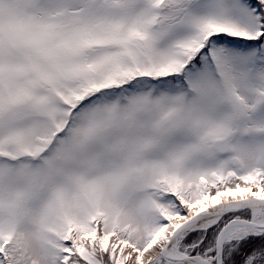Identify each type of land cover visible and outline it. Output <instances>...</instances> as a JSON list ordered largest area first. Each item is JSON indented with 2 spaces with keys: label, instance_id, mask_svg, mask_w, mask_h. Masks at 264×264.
I'll list each match as a JSON object with an SVG mask.
<instances>
[{
  "label": "snow or ice",
  "instance_id": "1",
  "mask_svg": "<svg viewBox=\"0 0 264 264\" xmlns=\"http://www.w3.org/2000/svg\"><path fill=\"white\" fill-rule=\"evenodd\" d=\"M0 264H264V0H0Z\"/></svg>",
  "mask_w": 264,
  "mask_h": 264
}]
</instances>
